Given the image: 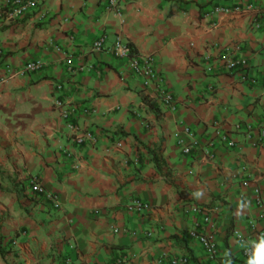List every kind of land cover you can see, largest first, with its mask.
Masks as SVG:
<instances>
[{"label": "crops", "instance_id": "0c3cea01", "mask_svg": "<svg viewBox=\"0 0 264 264\" xmlns=\"http://www.w3.org/2000/svg\"><path fill=\"white\" fill-rule=\"evenodd\" d=\"M119 9L41 0L33 15L0 20V264H248L244 240L264 241V0H120ZM102 35L107 47L96 51ZM118 39L154 56L155 83L145 87L114 55ZM31 61L42 68L4 80L7 65ZM59 103L92 140L73 141ZM186 128L189 154L176 138ZM36 177L59 207L32 193ZM195 205L215 210L212 227ZM196 229L214 235L218 256Z\"/></svg>", "mask_w": 264, "mask_h": 264}, {"label": "built area", "instance_id": "2783aa9c", "mask_svg": "<svg viewBox=\"0 0 264 264\" xmlns=\"http://www.w3.org/2000/svg\"><path fill=\"white\" fill-rule=\"evenodd\" d=\"M41 5V0H3L0 6V20L4 22H11L16 19H23L29 15L35 14ZM108 8L112 10H116L117 14L120 12V0H108ZM221 12H230V9H217ZM236 10H240L236 8ZM107 47V37L106 35L100 36L93 44V49L96 51H102ZM238 48V47H237ZM110 50L114 53L115 56L120 58H126L129 60V64L132 72L137 76V78L143 83L145 87H149L155 81H157V71L155 67V59L153 55L150 56H139L135 53L134 48L128 44L124 43L121 39H118L110 46ZM245 62L239 61L236 63H231L230 67H237L239 65H244ZM41 61H31L28 62L24 67L20 69H12L10 65L6 66L7 77L4 80L26 76L31 73L36 72L37 70L42 68ZM162 99L163 102L166 103L167 106L175 105V98L171 95L162 91ZM59 107L61 108V116L66 121L67 126L70 131L73 133V141L79 145L85 143L87 139H91L92 137L86 133L79 134L77 126L72 122L74 118V111L69 108L61 105L59 103ZM240 128V127H238ZM186 137L181 136L180 133H176V138L178 140V144L183 149L185 154H189L195 148V141H189L190 135H192L189 128L184 130ZM218 136L220 140L227 144L228 147H234L235 142L233 140H229L228 137L220 132H218ZM264 136V134H263ZM188 137V139H187ZM210 158H214V155L209 154ZM74 154L71 152L67 153V157H73ZM80 161L74 164V168H79ZM32 193L38 196V198H43L51 203L53 207H59L58 197L56 195L49 194L39 181V179L32 178ZM138 207H142L141 203H138ZM192 212L196 215H199L202 219L203 225L211 226L213 223V216L216 214L215 210L209 206H200L195 205L191 208ZM264 217V210H263ZM212 227V226H211ZM192 236L196 237L200 240V242L205 246L207 251L212 257H216L219 255V250L217 248V243L213 234L199 233L198 229L194 230L191 233ZM260 237L264 238V229L259 232ZM245 239V238H244ZM244 255L247 258H254L256 247L259 243H253L252 245L246 243V239L244 240ZM67 264H70V261H67ZM171 264H192L191 258L189 256L183 257H175L172 258Z\"/></svg>", "mask_w": 264, "mask_h": 264}, {"label": "clouds", "instance_id": "9594fccd", "mask_svg": "<svg viewBox=\"0 0 264 264\" xmlns=\"http://www.w3.org/2000/svg\"><path fill=\"white\" fill-rule=\"evenodd\" d=\"M248 264H264V241L257 245L255 256L249 260Z\"/></svg>", "mask_w": 264, "mask_h": 264}, {"label": "trees", "instance_id": "16d2710c", "mask_svg": "<svg viewBox=\"0 0 264 264\" xmlns=\"http://www.w3.org/2000/svg\"><path fill=\"white\" fill-rule=\"evenodd\" d=\"M1 252H2V249H1ZM3 253V252H2Z\"/></svg>", "mask_w": 264, "mask_h": 264}]
</instances>
